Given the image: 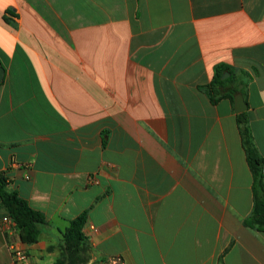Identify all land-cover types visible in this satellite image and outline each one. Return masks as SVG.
Wrapping results in <instances>:
<instances>
[{"label":"crops","instance_id":"1","mask_svg":"<svg viewBox=\"0 0 264 264\" xmlns=\"http://www.w3.org/2000/svg\"><path fill=\"white\" fill-rule=\"evenodd\" d=\"M221 64L264 158V0H0V171L48 222L25 244L0 201V264H55L84 212L88 264H264Z\"/></svg>","mask_w":264,"mask_h":264},{"label":"trees","instance_id":"2","mask_svg":"<svg viewBox=\"0 0 264 264\" xmlns=\"http://www.w3.org/2000/svg\"><path fill=\"white\" fill-rule=\"evenodd\" d=\"M225 73L230 76L223 79ZM242 83H238L234 68L229 65L215 67V75L210 85L204 87L211 100L227 98L232 103L238 93L245 94ZM247 162L253 176L254 207L252 215L245 225L252 229L264 231V158L259 153L249 126L247 113L237 115ZM8 180L0 171V201L7 214L15 222L14 231L25 244H35L39 241L42 230L48 225L43 213L33 209L29 202L17 192L6 189ZM87 213L84 212L70 222L62 233V253L55 264H88L90 255V238L84 232Z\"/></svg>","mask_w":264,"mask_h":264},{"label":"built area","instance_id":"3","mask_svg":"<svg viewBox=\"0 0 264 264\" xmlns=\"http://www.w3.org/2000/svg\"><path fill=\"white\" fill-rule=\"evenodd\" d=\"M2 224H3V226L14 230L15 222L13 221V219L8 214L2 218ZM11 248H12V251H13L14 258L18 262H21V263H24V264H35L30 259V257L27 255V253L24 252L22 249L17 248L15 246H12Z\"/></svg>","mask_w":264,"mask_h":264},{"label":"water","instance_id":"4","mask_svg":"<svg viewBox=\"0 0 264 264\" xmlns=\"http://www.w3.org/2000/svg\"><path fill=\"white\" fill-rule=\"evenodd\" d=\"M230 76L229 73H225L223 79H226ZM248 110V104L245 101L244 96L241 93H238L235 96V112L237 114L244 113Z\"/></svg>","mask_w":264,"mask_h":264}]
</instances>
